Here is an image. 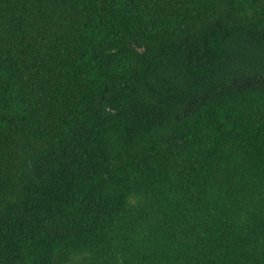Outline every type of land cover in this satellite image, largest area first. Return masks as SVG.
I'll return each instance as SVG.
<instances>
[{
    "label": "trees",
    "instance_id": "obj_1",
    "mask_svg": "<svg viewBox=\"0 0 264 264\" xmlns=\"http://www.w3.org/2000/svg\"><path fill=\"white\" fill-rule=\"evenodd\" d=\"M0 264H264V0H0Z\"/></svg>",
    "mask_w": 264,
    "mask_h": 264
}]
</instances>
